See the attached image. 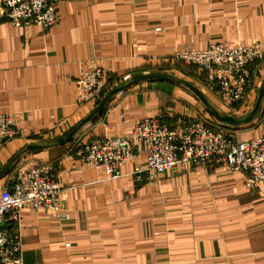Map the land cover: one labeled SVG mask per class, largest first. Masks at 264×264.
Masks as SVG:
<instances>
[{
    "label": "crops",
    "instance_id": "1",
    "mask_svg": "<svg viewBox=\"0 0 264 264\" xmlns=\"http://www.w3.org/2000/svg\"><path fill=\"white\" fill-rule=\"evenodd\" d=\"M55 11L59 23L48 30L0 23V114L12 115L22 131L3 145L0 169L26 146L45 145L22 155L0 187L29 165L52 163L60 212L67 215L21 210L24 264H264V181L249 191L241 172L180 164L138 184L133 172L146 164L141 152L110 180L103 170L82 166L77 152L103 137H130L142 118L167 126L201 120L234 142L255 140L264 134V98L252 122L233 127L215 120L186 87L141 80L70 142H56L111 90L151 73L180 74L220 116L246 117L264 84V0H59ZM217 43L260 45L254 87L238 106L218 100L197 70L188 75L167 62ZM91 68L102 72L106 89L78 106L76 79Z\"/></svg>",
    "mask_w": 264,
    "mask_h": 264
},
{
    "label": "built area",
    "instance_id": "2",
    "mask_svg": "<svg viewBox=\"0 0 264 264\" xmlns=\"http://www.w3.org/2000/svg\"><path fill=\"white\" fill-rule=\"evenodd\" d=\"M59 0H3L0 23L13 27L38 26L48 30L59 23L55 7ZM263 59L260 45L228 46L211 44L201 51L177 52L168 59L173 67H194L202 84L218 100L230 107L243 104L254 87L252 71ZM78 106L103 95L106 82L97 68L83 71L76 79ZM15 118L0 114V151L3 145L21 134ZM79 161L86 168L103 170L108 179L121 177L120 167L145 156L144 167L133 172L140 184L155 181L178 165L217 166L245 176V186L256 191L264 181V134L255 140L234 142L222 129L197 121H182L167 126L158 118L137 121L130 137H103L79 146ZM57 167L52 163L29 165L8 187H0V264H24L21 257L20 213L23 209L61 214Z\"/></svg>",
    "mask_w": 264,
    "mask_h": 264
},
{
    "label": "water",
    "instance_id": "3",
    "mask_svg": "<svg viewBox=\"0 0 264 264\" xmlns=\"http://www.w3.org/2000/svg\"><path fill=\"white\" fill-rule=\"evenodd\" d=\"M141 80H161L165 82H169L172 84H178L186 87L188 90H190L197 98L204 104L206 109L212 114L213 118L217 120L221 124H225L228 126H243L246 124H249L252 122V120L260 113L262 101L264 98V84L259 92V95L257 97L256 103L251 110V112L244 118L241 119H235L230 116H220L213 107L209 104L205 96L192 84H189L187 82H184L183 80H179L175 78L172 75L163 74V73H151V74H144V75H137L132 77L126 84H123L117 88H114L111 90L106 96L100 101V103L97 105V107L84 119L82 120L65 138H59L56 142L57 144H65L72 140L74 135L86 124L90 123L94 117L100 115L106 105L115 97L117 94L123 92L133 84H135L138 81ZM45 148V145L41 144H32L26 146L22 151H20L18 154H16L6 166H4L2 169H0V177L5 175L10 169L16 164V162L20 159L22 155H24L27 152L35 151L37 149Z\"/></svg>",
    "mask_w": 264,
    "mask_h": 264
},
{
    "label": "trees",
    "instance_id": "4",
    "mask_svg": "<svg viewBox=\"0 0 264 264\" xmlns=\"http://www.w3.org/2000/svg\"><path fill=\"white\" fill-rule=\"evenodd\" d=\"M172 67V66H170ZM172 68L177 69V71H180L181 73H186V74H193V72L196 70L194 67H186L181 64H175Z\"/></svg>",
    "mask_w": 264,
    "mask_h": 264
},
{
    "label": "rangeland",
    "instance_id": "5",
    "mask_svg": "<svg viewBox=\"0 0 264 264\" xmlns=\"http://www.w3.org/2000/svg\"><path fill=\"white\" fill-rule=\"evenodd\" d=\"M180 77H183V78H185L184 76H181L180 74H177V78H180ZM182 78V79H183ZM181 79V78H180Z\"/></svg>",
    "mask_w": 264,
    "mask_h": 264
}]
</instances>
